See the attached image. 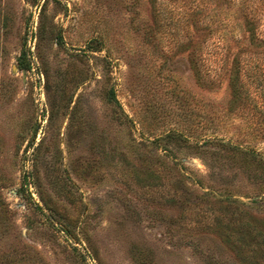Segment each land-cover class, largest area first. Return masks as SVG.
I'll use <instances>...</instances> for the list:
<instances>
[{"label":"rangeland","instance_id":"374dc122","mask_svg":"<svg viewBox=\"0 0 264 264\" xmlns=\"http://www.w3.org/2000/svg\"><path fill=\"white\" fill-rule=\"evenodd\" d=\"M241 1L0 0V264H264Z\"/></svg>","mask_w":264,"mask_h":264},{"label":"trees","instance_id":"16d2710c","mask_svg":"<svg viewBox=\"0 0 264 264\" xmlns=\"http://www.w3.org/2000/svg\"><path fill=\"white\" fill-rule=\"evenodd\" d=\"M226 2H230V0H225ZM249 1V0H248ZM253 0H250V2H252ZM259 3L262 2V0H258ZM247 0H242L241 3L239 4V19L241 21V29L243 30V32L246 34L247 36V47L248 48H252L253 52L250 53H262L264 51H257V48H264V39L259 38L254 31V17L252 15L251 9H248V5H247ZM245 36V37H246ZM246 47V49H247ZM228 49V48H227ZM226 49V50H227ZM251 50V51H252ZM229 51V49L227 50ZM241 51H245V48L242 49ZM248 51V50H247ZM243 54L240 53L237 56H235L234 61H233V66H232V75L229 76V81L231 83V85L235 88V90H238L239 94H241V90H242V82L240 81V68L241 65L239 63V58L240 56ZM110 101H114L115 100V96L112 90H110L109 92V97ZM258 162L260 159H257Z\"/></svg>","mask_w":264,"mask_h":264}]
</instances>
